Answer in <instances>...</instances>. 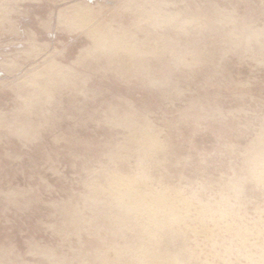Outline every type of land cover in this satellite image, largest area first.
<instances>
[{
	"label": "rangeland",
	"instance_id": "rangeland-1",
	"mask_svg": "<svg viewBox=\"0 0 264 264\" xmlns=\"http://www.w3.org/2000/svg\"><path fill=\"white\" fill-rule=\"evenodd\" d=\"M262 160L264 0H0V264H263ZM112 174L225 222L149 245Z\"/></svg>",
	"mask_w": 264,
	"mask_h": 264
},
{
	"label": "bare ground",
	"instance_id": "bare-ground-1",
	"mask_svg": "<svg viewBox=\"0 0 264 264\" xmlns=\"http://www.w3.org/2000/svg\"><path fill=\"white\" fill-rule=\"evenodd\" d=\"M81 8L82 7L78 8L77 6L72 7V9L70 8L72 11V15L71 16L68 15V16H70L68 18L71 19V17L74 16L75 18L76 17L80 18L79 20H81V18L84 19L85 18L84 13H86V12H84V9L82 11ZM87 22H89V21H87ZM81 23H83V22H81ZM84 24L85 23H83V25ZM80 26H81V24H80ZM86 26H87V24H86ZM94 29H93V31H94ZM91 35H93V34H91ZM107 35H106V37L104 36V38H102V39L100 37H98L102 41V43L99 41L100 45H98V46H101V44L106 43L104 45L107 48H110L112 50V52L114 50H115V52L116 51L119 52V49H122V50L124 49L123 51H125V49H127V50H129L128 52L130 53V50L133 49V48L132 49L129 48L130 47L129 45L132 46V44H129V45L127 44L129 46V47H127V45L125 43L127 39L125 40L123 37L122 38L121 37L116 38L115 36H113V37L109 36L110 38L109 37L107 38ZM97 42H98V40H97ZM127 42L131 43L129 41H127ZM102 47H104V46L102 45ZM127 50L125 51L126 53H127ZM138 50H137V52L134 51V54L138 53V54H136V56L137 55L140 56V54H139L140 51H138ZM134 54L133 55L131 54L132 58L135 56ZM145 135H146L145 142L149 146L148 151L146 149L145 150L148 152V154H149V152L153 151L152 152V154H153L154 151L157 150L156 148L159 147L158 143H157L158 141H156L149 132L145 133ZM156 139H158V138H156ZM143 155L145 156L146 154H143ZM258 160H259V158H258ZM259 164L262 165L263 170L255 171V168H254L253 176H254V180L257 183H259V185L261 184L264 187V161L260 162ZM146 178H147L146 175L145 176L139 175V176H133V177H126V176H121L118 174H112L108 178L107 185L103 189L97 188L95 190L96 191H102L100 193L105 192L104 194H106L108 196V198L110 199L109 200L110 205L112 204L111 208L113 207V208H115V210L117 209L120 213H122V215H124V217L133 219L134 222H136L135 225L138 228V229L135 228L136 231L139 230V232L145 236V239L147 240L149 245H150V243H151V245H153V244L157 245V243L159 241L158 238L160 237L159 236L160 233H163L164 231L172 230L175 227H177V228L181 227V229L184 228L186 231L191 232V234H196L197 232H200V231L204 232L207 229H208V232L209 231L212 232L215 228H217V229L221 228L220 225H221L222 221L225 222V220H223L222 218L224 217V215H225L224 212L226 213V211H224V212L219 211L220 217L216 218L215 217L216 214L212 213V209H211L212 206L209 207L207 204H202L199 202L195 203V202H192V201L185 199L181 196H175V195H174L175 197H170L169 195L167 196L165 194V191L153 189L150 186V183L148 184V182H147L148 178L147 179ZM97 193H99V192H97ZM223 210H224V208H223ZM225 210H226V208H225ZM226 215H228V214H226ZM225 219H226V217H225ZM137 220L139 221V223H137L138 222ZM124 224H126V223H124ZM196 224H197V226H195ZM135 225H133V226L135 227ZM208 225H211L213 228H211V229L207 228ZM229 225H227V226H229ZM228 230H230V228ZM221 231H222V229H221ZM226 231H225V233H227ZM208 232H206V233H208ZM219 233H220V231H219ZM204 234H205V232H204ZM237 236L238 235H236V237ZM243 244H244V242H243ZM143 245H144V243H143ZM146 249H148V248H144L140 252V256H139V258H140L139 263L140 264H182L176 258H163L161 256H158L157 254L154 255L153 253H151V250L147 251ZM263 257H264V255H263ZM263 264H264V261H263Z\"/></svg>",
	"mask_w": 264,
	"mask_h": 264
}]
</instances>
